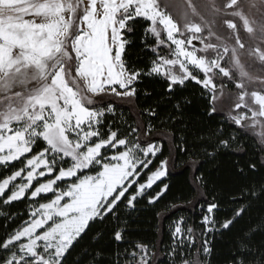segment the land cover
I'll return each instance as SVG.
<instances>
[{
  "label": "snow or ice",
  "instance_id": "6c2138e0",
  "mask_svg": "<svg viewBox=\"0 0 264 264\" xmlns=\"http://www.w3.org/2000/svg\"><path fill=\"white\" fill-rule=\"evenodd\" d=\"M202 7L193 0H0V166L21 164L0 177V202L36 201L30 219L0 239V264H64L90 223L115 216L121 202L135 207L168 174V159L150 169L159 148L140 142V128L121 136L104 123L106 113H114L104 97H134L142 76L162 77L169 93L189 81L198 85L210 116L231 82L238 90L231 97L232 124L259 127L264 143V78L251 76L241 61L247 55L264 64V0H205ZM169 8L178 9L179 19ZM140 20L147 22L142 43L153 54L146 70L129 67L125 57ZM255 82L258 88L251 87ZM38 142L42 146L33 152ZM220 147L229 141L218 140L214 151ZM167 190L164 184L148 203ZM217 207L208 204L201 235L215 230ZM243 212L238 208L234 217ZM193 233L183 217L174 222L173 256L195 244ZM114 239L122 241L123 230ZM207 245L205 239L204 254ZM239 247L251 255L247 239ZM124 259L150 264L148 246L135 243ZM233 259L252 264L248 256Z\"/></svg>",
  "mask_w": 264,
  "mask_h": 264
},
{
  "label": "trees",
  "instance_id": "16d2710c",
  "mask_svg": "<svg viewBox=\"0 0 264 264\" xmlns=\"http://www.w3.org/2000/svg\"><path fill=\"white\" fill-rule=\"evenodd\" d=\"M146 23L138 21L135 31L129 34L131 43L125 57L131 68L146 70L151 63L153 54L142 43ZM147 43H152L151 38ZM104 100L114 107V113H106L104 123L112 130L118 129L121 136L131 128H140L141 143L151 141L159 147L150 169L155 170L161 160L168 159L169 170L165 178L138 197L135 207L121 202L115 216L109 214L103 222L90 223L83 238L69 250L64 264H126L125 249L130 251L135 243L148 246L150 264H180L184 258L188 263L200 260L201 264H237L233 258L243 256H248L252 264H260L264 255V153L256 139L223 114L210 116L207 100L199 86L190 81L169 93L165 79L145 75L137 82L134 97L107 96ZM149 109L156 115H149ZM220 139H227L229 147L214 151ZM41 146L38 142L33 152ZM252 164L256 165L254 169ZM19 167L20 161L7 170L0 166V177ZM164 184L168 190L155 204H149L148 196L155 195ZM248 191L256 195L248 196ZM210 203L218 205L212 214L215 230L201 235V220ZM35 204L27 197L10 205L0 202V239L23 226ZM240 207L244 208L243 214L234 217ZM181 217L186 226L194 228L195 244L173 256L171 229ZM229 219L233 220L229 228H221ZM117 230H123L120 242L114 239ZM242 238L250 244V256L239 247ZM205 239L210 249L207 254L199 250Z\"/></svg>",
  "mask_w": 264,
  "mask_h": 264
},
{
  "label": "rangeland",
  "instance_id": "374dc122",
  "mask_svg": "<svg viewBox=\"0 0 264 264\" xmlns=\"http://www.w3.org/2000/svg\"><path fill=\"white\" fill-rule=\"evenodd\" d=\"M178 2H179V0H177V3ZM193 2L195 4H197V6L200 8L201 11H203L202 5L204 4L205 0H193ZM168 10L170 12H172L174 18L176 17L177 19H179L177 8H169ZM257 18H259V17H257ZM242 38L247 40V36L245 34H242ZM241 61L244 64L245 70L251 76L264 78V64H261V62L259 60L255 59V58L248 57L247 55H245V56L241 57ZM236 78L238 79V73H236ZM251 87L258 88L259 83L255 82L251 85ZM237 91L238 90L235 89L234 84H232L231 82L226 83V85L224 87V95L220 98V100L217 104V107H218L217 112L223 114L228 120H230V118H229L230 112L233 111V107H230V105L232 104L231 97ZM127 99H130V98H127ZM242 130L247 131L256 139V141L260 144V146L263 150V153H264V143H261L259 135H258L259 132L261 131V129L259 127H257L255 129L247 128V129H242ZM140 142H142L141 137H140ZM157 147H158V144H157ZM168 170H169V168H168ZM163 178H165V177H163ZM188 264H194V263H188Z\"/></svg>",
  "mask_w": 264,
  "mask_h": 264
}]
</instances>
